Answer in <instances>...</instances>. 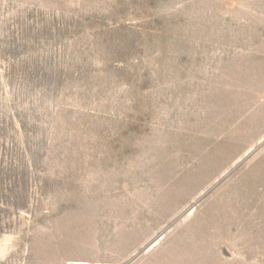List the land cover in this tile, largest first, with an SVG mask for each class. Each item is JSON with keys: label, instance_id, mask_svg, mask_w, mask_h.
Segmentation results:
<instances>
[{"label": "rangeland", "instance_id": "obj_1", "mask_svg": "<svg viewBox=\"0 0 264 264\" xmlns=\"http://www.w3.org/2000/svg\"><path fill=\"white\" fill-rule=\"evenodd\" d=\"M264 264V0H0V264Z\"/></svg>", "mask_w": 264, "mask_h": 264}, {"label": "bare ground", "instance_id": "obj_2", "mask_svg": "<svg viewBox=\"0 0 264 264\" xmlns=\"http://www.w3.org/2000/svg\"><path fill=\"white\" fill-rule=\"evenodd\" d=\"M68 264H86V263L69 262Z\"/></svg>", "mask_w": 264, "mask_h": 264}]
</instances>
